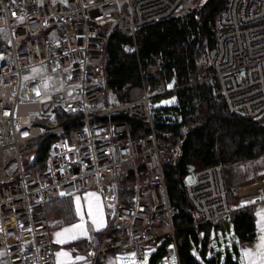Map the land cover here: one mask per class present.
<instances>
[{
	"label": "built area",
	"instance_id": "2783aa9c",
	"mask_svg": "<svg viewBox=\"0 0 264 264\" xmlns=\"http://www.w3.org/2000/svg\"><path fill=\"white\" fill-rule=\"evenodd\" d=\"M185 1L0 0V264H56L46 205L88 190L115 205L90 260L116 253L119 264H130L134 253L143 261L146 245L175 236L179 206L169 195L172 156L157 133L156 97L211 81L230 110L251 120L264 116V0L229 1L218 18L209 72L190 70L187 82L175 76L171 87L150 91L145 79L162 66L139 60L143 95L110 100L104 71L109 33L128 36L137 51L139 30L170 18ZM33 70L40 73L25 79ZM46 77L58 85L50 101H43ZM57 108L55 122L40 125L34 118L52 119ZM131 119L149 133L136 136ZM49 137L48 167L40 170L32 166L37 152L30 163L25 154ZM225 170L215 162L191 171L193 182L181 180L201 222L230 221L245 208L231 204ZM126 178L134 183L131 202L119 198Z\"/></svg>",
	"mask_w": 264,
	"mask_h": 264
},
{
	"label": "trees",
	"instance_id": "16d2710c",
	"mask_svg": "<svg viewBox=\"0 0 264 264\" xmlns=\"http://www.w3.org/2000/svg\"><path fill=\"white\" fill-rule=\"evenodd\" d=\"M229 1L193 0L187 10L177 11L164 21L141 28L137 51L133 50L131 38L120 31H111L105 46L104 71L113 101L126 102L143 95L139 60L162 66L160 74L145 79L150 91L168 88L175 76H178L179 83L187 82L190 70L198 75L209 72L212 68L211 52L220 29L218 17ZM174 98L171 105L158 106L155 123L158 135L167 139L172 156L171 164L166 167V179L171 202L179 206L173 222L177 231L175 236L167 235L155 243L156 251L152 252L148 263L158 264L160 258L168 256L175 240L177 249L172 254L176 256L177 264H239V245L234 244V252L228 251L223 259L211 246L212 231L225 227L229 230L232 226L239 242L252 240L256 235L253 208H244L230 221L201 222V216L186 197L181 180L189 172L207 164L222 162L226 168L236 161L263 154L264 116L251 120L240 111L230 110L211 81L179 89ZM63 120L64 117H60V122ZM131 120L137 129L136 136L149 133L140 121ZM51 139L40 141L34 150L37 155L32 159L33 167L40 170L48 167L46 151ZM29 156H26L27 163L31 162ZM127 179L129 182L119 190V198L131 202L134 183L131 178ZM46 211L50 225L58 220L61 224L76 220L75 208L66 195L48 202ZM118 255H109L117 257L114 264H119ZM105 257L97 258L95 264H100Z\"/></svg>",
	"mask_w": 264,
	"mask_h": 264
},
{
	"label": "crops",
	"instance_id": "0c3cea01",
	"mask_svg": "<svg viewBox=\"0 0 264 264\" xmlns=\"http://www.w3.org/2000/svg\"><path fill=\"white\" fill-rule=\"evenodd\" d=\"M225 174L231 204L235 207H252L255 212L256 235L252 240L238 241L239 264L242 260L243 264H251L252 260L259 264L257 254L264 251V240H262L264 237V152L255 158L239 160L228 165ZM66 199L75 208L76 220L67 224H61L58 220L50 225L56 264H95L96 259L90 260L89 258L99 247L103 236L102 231L112 217L106 211V201L95 190L69 194L66 195ZM90 202L94 213L97 205L99 206V212L102 215H95V219L102 220L101 224L93 223V217L89 215ZM74 225L79 227H73ZM65 229L68 231L65 232ZM57 233L61 235L57 236ZM78 239L83 240L78 244H73ZM246 250H251L252 255H247ZM116 258L114 256L105 257L100 264H114Z\"/></svg>",
	"mask_w": 264,
	"mask_h": 264
},
{
	"label": "rangeland",
	"instance_id": "374dc122",
	"mask_svg": "<svg viewBox=\"0 0 264 264\" xmlns=\"http://www.w3.org/2000/svg\"><path fill=\"white\" fill-rule=\"evenodd\" d=\"M193 0H186L184 5L178 10H187L191 5H192ZM40 73L39 70H33L32 73H27V75L25 76V79H27L28 77L38 74ZM44 84L47 88V94L46 96L43 98V101H50L51 99L54 98L55 96V92L56 90H58V85L57 82L55 80H53L51 77H46L44 79ZM174 94L173 93H168L164 96H159L156 97L155 99H153V103L156 106H167V105H171L174 101ZM110 100L113 101L112 97L110 96ZM45 113H48L49 111H44ZM58 112V108L55 109L53 111V113H49L50 115H53L54 118H50V119H46L44 117H39V115H35V119L37 120V123L40 125H44L46 122H55V118H57L56 114ZM40 141H35L32 143V151L36 150L37 147L39 146ZM28 152L25 154V156L31 154V152ZM183 178H187V180L189 182H193L194 180V176L192 174V172H189L187 175H185ZM129 182V180L126 178L124 180L120 181V189L122 186H125L127 183ZM106 206V211H108L109 215H113L114 213V208L115 205L112 203H108L106 202L105 204ZM239 239L238 236L235 232V229L231 226L229 228V230L225 227L224 229L219 228L218 230H213L212 231V241H211V246H213L214 251L215 252H219L221 257L224 259L226 254L228 253V251H230L231 253L234 252V244L239 245ZM156 244H149L145 246V250H146V257L145 259L147 260V262H149L150 257L152 252L156 251ZM134 253L131 254V256L129 257V263L130 264H141V260H138L137 257L134 255ZM144 259V260H145ZM177 264V259L176 256L174 254L165 256L164 258H160L158 260V264Z\"/></svg>",
	"mask_w": 264,
	"mask_h": 264
},
{
	"label": "snow or ice",
	"instance_id": "6c2138e0",
	"mask_svg": "<svg viewBox=\"0 0 264 264\" xmlns=\"http://www.w3.org/2000/svg\"><path fill=\"white\" fill-rule=\"evenodd\" d=\"M169 87H171V85H169ZM173 99H175V98H173ZM25 134H27V133H25ZM77 201H79V197H77ZM78 211H79V207H78ZM97 214L102 215V213L99 212V206L97 205L96 212L94 213L93 206H92V204L90 202L89 203V215L93 217V223L94 224H101L102 223V220L101 221H97L95 219V215H97ZM73 227H79V226H75L74 225ZM64 231L67 232L68 229H65ZM60 235H61L60 233H57V236H60ZM262 240H264V237H262ZM246 254L249 255V256H251L252 255L251 250H246ZM134 255L135 254H133V256ZM257 257H258V260H259V264H264V251H261L260 253H258L257 254ZM141 264H147V260L145 259V260L141 261ZM241 264H243V260L241 261ZM251 264H256V261L255 260H252L251 261Z\"/></svg>",
	"mask_w": 264,
	"mask_h": 264
},
{
	"label": "water",
	"instance_id": "95a60500",
	"mask_svg": "<svg viewBox=\"0 0 264 264\" xmlns=\"http://www.w3.org/2000/svg\"><path fill=\"white\" fill-rule=\"evenodd\" d=\"M214 56H215V49H213L211 52V58H213ZM48 106H49V103H46L44 107L47 108ZM241 113L244 114V112H241ZM173 251H174V248L173 247L170 248L169 249V255H171L173 253Z\"/></svg>",
	"mask_w": 264,
	"mask_h": 264
},
{
	"label": "bare ground",
	"instance_id": "6f19581e",
	"mask_svg": "<svg viewBox=\"0 0 264 264\" xmlns=\"http://www.w3.org/2000/svg\"><path fill=\"white\" fill-rule=\"evenodd\" d=\"M221 13H222V12H221ZM221 13H220V14H221ZM219 16H220V15H219ZM218 18H219V17H218Z\"/></svg>",
	"mask_w": 264,
	"mask_h": 264
}]
</instances>
